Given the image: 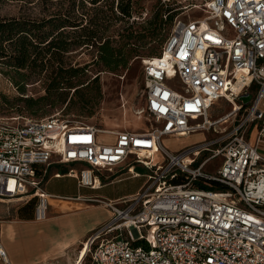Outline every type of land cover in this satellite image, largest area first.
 I'll return each mask as SVG.
<instances>
[{"label": "built area", "instance_id": "2783aa9c", "mask_svg": "<svg viewBox=\"0 0 264 264\" xmlns=\"http://www.w3.org/2000/svg\"><path fill=\"white\" fill-rule=\"evenodd\" d=\"M193 8L202 15L175 17L161 54L142 60L150 129L0 116V200H36L38 220L52 197L44 184L53 165L67 170L51 176L90 189L118 180L115 173L146 177L131 196L80 197L111 215L81 243L78 264H264V0L184 6ZM218 100L231 107L210 119ZM209 130L216 137L175 152L162 143ZM214 158V171H205ZM106 233L114 234L98 240ZM0 264H12L1 237Z\"/></svg>", "mask_w": 264, "mask_h": 264}, {"label": "rangeland", "instance_id": "374dc122", "mask_svg": "<svg viewBox=\"0 0 264 264\" xmlns=\"http://www.w3.org/2000/svg\"><path fill=\"white\" fill-rule=\"evenodd\" d=\"M200 1L132 0L133 12L129 19H115L113 16H109V12H105L106 16L104 18L99 17L97 19L100 23L108 26L106 35L111 36L112 44L121 46L126 42L123 35H126L130 29L146 25V21L157 12L162 17H165L168 11L174 13L171 23L166 27L168 28L167 33L171 30L175 17L181 19L200 17L202 12L198 9H184V6L198 4ZM68 3L69 0L37 2L36 0H0V16L36 18L46 8L53 9L55 6ZM99 3L98 5L102 6L105 2L101 1ZM86 5L91 8L93 13L96 12L95 7H92L93 5L88 1ZM130 24L131 28H128ZM65 37L68 40H73L78 39L79 36L66 35ZM153 45V42L146 38L138 47L143 54L142 56L133 57L130 55L124 65H112V68L104 66L100 61L96 46L75 43L70 45L67 52H61L56 55L55 59L49 55L44 56V67L29 66L17 69L13 65H6L0 61V116L40 117L60 114L73 123L91 124L108 130L146 131L154 125V122L144 112L145 91L142 60L150 56ZM11 50L12 47L10 46L9 52ZM32 58L34 57L30 56V59ZM49 59L50 62H48ZM59 65L64 69L62 78L57 79L59 82L58 87L49 88L54 76L51 75V70L59 68ZM72 69L75 71L68 74ZM21 86H23V90L19 89ZM230 107L229 102L225 100L216 101L211 106L209 118H216L227 112ZM231 125L232 121H228L225 124L226 129L231 127ZM256 133L257 126L254 125L248 138L251 143H254ZM216 135L212 130L198 131L183 137L165 136L162 139V143L168 150L175 152L188 145L214 138ZM103 138L104 140H110L111 136ZM209 154V151L202 152L198 162ZM218 162V158L212 159L205 165L204 170L213 172ZM66 170L67 167L65 165H53L49 169L44 184L46 192L62 196L91 195L103 200H114L118 197L133 195L146 180L143 172L138 176H131L126 172L115 173L116 178H119L118 180L105 184L98 189H90L88 187L79 189L76 180L72 177L51 176L54 171L63 173ZM25 204L0 200V231L5 223L26 220L42 222L46 221L51 214H55H48L46 210V217L38 220L35 218L36 200ZM92 205L102 206L100 203L90 202L83 208ZM88 211L90 213V210ZM88 211H85L83 219ZM94 213L99 217L107 214V219L98 225L97 228L110 218L108 213H104L100 209L92 214L94 215ZM26 215H31V218L24 217ZM113 234H101L98 240L103 237L111 238ZM80 247L81 244L77 247V252ZM35 252L33 251L29 254V258H35L37 255ZM63 252L64 254L70 253L68 249ZM60 259L62 257L59 258L57 255H52L45 261L36 262L35 264H57ZM75 262L76 259H74L73 263L75 264Z\"/></svg>", "mask_w": 264, "mask_h": 264}, {"label": "trees", "instance_id": "16d2710c", "mask_svg": "<svg viewBox=\"0 0 264 264\" xmlns=\"http://www.w3.org/2000/svg\"><path fill=\"white\" fill-rule=\"evenodd\" d=\"M87 1L95 7V13L86 5ZM101 1L105 2L102 6L98 5ZM105 12H109V16L115 19H129L133 12V2L132 0H69L66 5L44 9L36 18L0 16V61L17 69L29 66L44 67V56L49 55L55 59L56 55L67 52L70 45L75 43L96 46L100 61L104 66L112 68V65H124L130 55L142 56L138 47L146 38L154 44L147 58L161 54L162 46L169 35L166 27L171 23L174 13L168 11L165 17L160 16L159 12L155 13L146 21V25L130 29L126 35H123L126 39L124 44L115 46L112 44L111 36L106 35L108 26L97 19L104 18ZM128 28H131V24ZM66 35L79 37L68 40ZM10 46L12 50L9 52ZM30 56L34 58L30 59ZM63 70L61 65L51 70V75L54 76L49 88L58 87L57 79L62 78ZM74 71L72 69L68 74ZM19 89L23 90V86ZM24 217L31 218V215Z\"/></svg>", "mask_w": 264, "mask_h": 264}, {"label": "crops", "instance_id": "0c3cea01", "mask_svg": "<svg viewBox=\"0 0 264 264\" xmlns=\"http://www.w3.org/2000/svg\"><path fill=\"white\" fill-rule=\"evenodd\" d=\"M51 195L47 213L55 214H51L46 221H13L2 225L0 237L12 264H35L52 255L62 257L57 264H74V259L78 261L83 252V246L78 252L77 247L107 219V214L99 217L92 213L100 209L111 215L108 209L100 205L83 208L90 202L80 197L91 195ZM85 211L88 213L83 219ZM66 249L70 253H62ZM33 251H36V257L29 258Z\"/></svg>", "mask_w": 264, "mask_h": 264}, {"label": "bare ground", "instance_id": "6f19581e", "mask_svg": "<svg viewBox=\"0 0 264 264\" xmlns=\"http://www.w3.org/2000/svg\"><path fill=\"white\" fill-rule=\"evenodd\" d=\"M158 156V155H157ZM154 157H156L155 155H154ZM97 183V182H96ZM40 213H42V208H40ZM86 247H87V243L85 244V246L83 247V252H82V254L80 255V257H79V259H78V261H77V264L81 261V259H82V257L84 256V253L86 252Z\"/></svg>", "mask_w": 264, "mask_h": 264}]
</instances>
